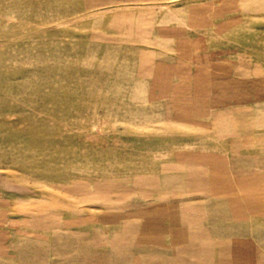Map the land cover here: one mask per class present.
Returning <instances> with one entry per match:
<instances>
[{"label": "rangeland", "instance_id": "rangeland-1", "mask_svg": "<svg viewBox=\"0 0 264 264\" xmlns=\"http://www.w3.org/2000/svg\"><path fill=\"white\" fill-rule=\"evenodd\" d=\"M0 264H264V0H0Z\"/></svg>", "mask_w": 264, "mask_h": 264}]
</instances>
